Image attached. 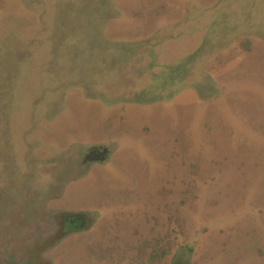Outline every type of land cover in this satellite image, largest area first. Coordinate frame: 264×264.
Instances as JSON below:
<instances>
[{
	"label": "rangeland",
	"instance_id": "374dc122",
	"mask_svg": "<svg viewBox=\"0 0 264 264\" xmlns=\"http://www.w3.org/2000/svg\"><path fill=\"white\" fill-rule=\"evenodd\" d=\"M0 264H264V0H0Z\"/></svg>",
	"mask_w": 264,
	"mask_h": 264
},
{
	"label": "trees",
	"instance_id": "16d2710c",
	"mask_svg": "<svg viewBox=\"0 0 264 264\" xmlns=\"http://www.w3.org/2000/svg\"><path fill=\"white\" fill-rule=\"evenodd\" d=\"M61 217L63 218L62 222L64 225V230L67 232L71 231H78L84 228L89 227L91 224V221H89V217L87 212H75V211H69L65 213H61ZM72 220V221H71ZM70 221V223H68Z\"/></svg>",
	"mask_w": 264,
	"mask_h": 264
}]
</instances>
